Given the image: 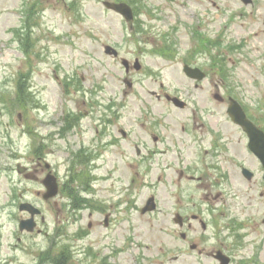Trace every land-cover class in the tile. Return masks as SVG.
<instances>
[{"label": "rangeland", "instance_id": "374dc122", "mask_svg": "<svg viewBox=\"0 0 264 264\" xmlns=\"http://www.w3.org/2000/svg\"><path fill=\"white\" fill-rule=\"evenodd\" d=\"M103 1L0 0V92L15 90L20 71L31 68L30 84L36 99L40 100L37 107L26 110L17 102L13 113L0 112V264H35L37 256L54 239L56 251L62 246H72L76 251L70 264H100L105 257L111 264H219L212 256L217 248L234 256L232 264H264V195L261 192L264 187L245 195L239 191L240 179L231 182L228 189L231 194L213 200L216 209L212 210L206 203L201 207L207 229L196 223L195 229L188 233L189 238L184 240L173 217L177 211L187 214L184 206L188 203L204 200L203 191L195 188L194 183L177 181L178 163L173 161H176L173 154L172 162L167 164L166 154L136 157L135 149L127 146L136 141L135 134L146 136V131L152 128L160 129L159 133L166 137L177 122L189 116L185 114L189 111H199V116L206 121L204 112L218 110V102L213 98L216 92L224 95L225 91H236L255 111L252 113L256 119L264 124L261 18L264 0H254L253 7L241 0H132L130 4L136 12L139 8L137 16L143 20L146 30L143 33H135L136 20L134 25L126 22L121 15L107 9ZM26 18L35 21L31 22V44H34L29 56L23 52L18 37L27 25ZM195 28L206 36L208 43L219 41L212 47L214 53L226 56L231 68L229 80L221 79L208 50L190 55L208 74L203 87L195 89L183 72V62L196 47ZM166 32L177 43L178 51L172 60L152 52ZM240 42L244 44L241 49L229 50L230 45ZM106 43L118 46L121 56L141 58L155 74L149 75L146 70L135 72L134 86L130 88L120 58L104 53ZM79 78L81 90L71 85V94L64 91L66 81L75 83ZM154 90L159 94L167 91L192 102L187 108H179L152 95ZM115 95L121 116L118 125L134 134L119 149L106 150L90 171L96 179L92 181L94 190L87 195L95 202L102 201L107 211L93 207L74 211L66 205L70 200L64 191L62 196L44 200L45 187L41 180L47 171L42 169L43 164L36 165L34 153L42 138L40 133L58 131L57 118L64 109L107 110L110 114L108 100ZM156 119L162 125L156 124ZM91 121L88 118L82 121V132L90 129ZM58 141L60 146H52L56 150L45 151L44 156L64 183L69 178L73 158L68 148L81 142L77 135H67ZM234 141L239 152L245 141L236 132ZM162 146L166 148L165 143ZM148 150L144 148L142 153L150 154ZM199 154L190 149L186 157L198 165ZM238 154L246 152L242 150ZM18 162L31 170L37 169L38 177L27 179L19 174ZM257 166L253 158L252 168ZM84 168L76 169L82 172ZM182 183L184 188L176 190ZM73 185L80 188L81 183L77 181ZM16 192L19 196H15ZM151 194L156 196L158 209L140 213ZM21 199L42 209L45 220L37 217L41 233L19 231L20 217L29 216L18 209ZM108 212L109 226L106 227L104 217ZM233 219L243 226L230 229ZM58 228H61L59 232ZM81 229L86 235L77 237ZM236 230L243 237L237 236ZM191 241H196L205 252L192 250Z\"/></svg>", "mask_w": 264, "mask_h": 264}, {"label": "water", "instance_id": "95a60500", "mask_svg": "<svg viewBox=\"0 0 264 264\" xmlns=\"http://www.w3.org/2000/svg\"><path fill=\"white\" fill-rule=\"evenodd\" d=\"M107 5L109 7H113L114 9L120 11L121 13H123L126 17H131V9L128 5L126 4H116V3H107ZM250 125L245 123V127L248 130V127ZM252 134V145H253V150L259 155L261 156V158L264 160V136L261 135L258 131H251ZM261 140V141H260ZM263 142V143H262ZM45 185L47 186L48 191L45 194L46 198H49L51 196H54L57 193V185L55 182V178L52 177L51 175H48L47 178L44 181ZM22 209H27L29 210L32 215H34L35 213H39L40 210L38 208H36L35 206L26 203V204H22L21 205ZM35 226V221H34V216H32L30 219H27L25 221H22L20 224V227L23 228H27L29 230H33ZM224 263L228 262V259H223Z\"/></svg>", "mask_w": 264, "mask_h": 264}, {"label": "flooded vegetation", "instance_id": "af4514ba", "mask_svg": "<svg viewBox=\"0 0 264 264\" xmlns=\"http://www.w3.org/2000/svg\"><path fill=\"white\" fill-rule=\"evenodd\" d=\"M192 137H196V136L193 134ZM231 139H232V134L230 133L227 127H223V126L218 127L215 132H212L210 134V138L208 142L212 149V152L210 154L211 165L216 164L220 161V157H222V152H225L226 148L231 146ZM181 141L183 146L187 143L184 139H182ZM178 155L180 158L183 156L181 151H178ZM212 185L213 184L208 183L207 187H211Z\"/></svg>", "mask_w": 264, "mask_h": 264}, {"label": "trees", "instance_id": "16d2710c", "mask_svg": "<svg viewBox=\"0 0 264 264\" xmlns=\"http://www.w3.org/2000/svg\"><path fill=\"white\" fill-rule=\"evenodd\" d=\"M27 87L25 83L18 84L17 92L18 96L26 98ZM73 206L76 205L75 199H73ZM72 261V254L70 249L65 246L60 248V251H54L53 248L47 249L41 255L39 260L35 264H70Z\"/></svg>", "mask_w": 264, "mask_h": 264}]
</instances>
